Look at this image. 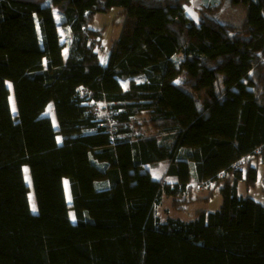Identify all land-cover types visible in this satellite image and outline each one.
<instances>
[{"label": "trees", "instance_id": "1", "mask_svg": "<svg viewBox=\"0 0 264 264\" xmlns=\"http://www.w3.org/2000/svg\"><path fill=\"white\" fill-rule=\"evenodd\" d=\"M222 1L195 22L190 0H0V264H264V202L239 191L264 158V0H231L240 26ZM114 7L126 20L102 63L91 22ZM209 179L218 210L159 215Z\"/></svg>", "mask_w": 264, "mask_h": 264}, {"label": "rangeland", "instance_id": "2", "mask_svg": "<svg viewBox=\"0 0 264 264\" xmlns=\"http://www.w3.org/2000/svg\"><path fill=\"white\" fill-rule=\"evenodd\" d=\"M220 0H190L189 4L187 3L185 5V13L188 17L193 19L195 22L199 21V13L198 10L207 3H218ZM230 3L231 6L228 4ZM222 10V11H221ZM54 15L57 19V22L59 23L58 30L61 35L62 41L65 44H68L70 40V32L68 28H65L61 25V17L58 13L57 8L54 6L53 7ZM244 11L240 8L233 7L231 4V0H223L221 3V9L220 11L218 10V17L220 20H223L227 23L233 24L235 26H240L242 19L244 17ZM125 14L124 11L121 7H114L112 10L108 12H98L95 14L92 22H91V28L94 30H97L100 32L101 35V41L99 43V48L98 52L100 55L101 61H105L107 58L108 53L110 52V49L112 45L119 40L121 37V34L123 32L124 24H125ZM34 22H36L34 20ZM35 29V35H36V42H38L37 39V34L38 30L36 29V24L34 26ZM67 52V48L64 49V53ZM39 62L42 64V58L39 57ZM144 76H137L134 78V80L138 82L144 81ZM10 88H11V96H10V102L11 106L13 109V112L16 114L17 113V107H16V102L14 98V94L12 91V85L8 83ZM121 84L124 85V87H128L130 84V80H121ZM45 116L51 117L53 120V123L56 128H58L57 120H56V115L54 111V107L52 104H50L46 111L44 112ZM58 140L61 143L62 142V137L58 136ZM255 165L258 168V179L256 182V185L247 188L245 187L244 181H241L239 191L241 194H244L245 196H251L256 198L257 200H260L264 202V158H261L259 161L255 160ZM164 164V163H162ZM161 163L156 166V167H151L154 168L155 174H157V167L161 168L163 165ZM25 178L30 186L31 192L29 194L30 196V202L31 206L34 212H37V206H36V201H35V196L33 192V185H32V180L29 172V168L25 167ZM65 186H66V194L67 198L69 200V203L71 204V193H70V187L68 180H65ZM214 190V191H212ZM213 194L210 195L212 192ZM193 197L199 198L197 201H194L189 204L187 209L183 212H175L174 209L171 207L172 203V198L165 196L163 199V203L161 206H159L157 209L159 215L161 217H166L167 215H171L176 218H181L183 220H192L196 217V212L199 210H207L210 212L216 211L220 208L222 204V191L220 186H215L214 188H204L203 190H193ZM169 214H168V213ZM72 220L75 222L76 218L74 215V212L71 210L70 212Z\"/></svg>", "mask_w": 264, "mask_h": 264}, {"label": "built area", "instance_id": "3", "mask_svg": "<svg viewBox=\"0 0 264 264\" xmlns=\"http://www.w3.org/2000/svg\"><path fill=\"white\" fill-rule=\"evenodd\" d=\"M110 124L112 125V123L110 122ZM216 186V181L212 180V179H209V180H206L204 182H201V183H193L191 185V189L193 190H203L204 188H214Z\"/></svg>", "mask_w": 264, "mask_h": 264}, {"label": "crops", "instance_id": "4", "mask_svg": "<svg viewBox=\"0 0 264 264\" xmlns=\"http://www.w3.org/2000/svg\"><path fill=\"white\" fill-rule=\"evenodd\" d=\"M102 63H105L106 62V60L103 62V61H101ZM123 85V84H122ZM123 87H124V85H123ZM125 89H126V87H124ZM128 88V87H127ZM162 164V163H161ZM163 166L161 167V168H156V169H159V170H157V174H155V172H154V168H151V167H149L148 165H147V168H149V170L152 172V174L156 177V178H160V176L162 175V173L165 171V169H166V167H167V165L164 163V164H162ZM160 166V165H159ZM169 181L171 182V183H175V182H177V179L176 178H169Z\"/></svg>", "mask_w": 264, "mask_h": 264}]
</instances>
